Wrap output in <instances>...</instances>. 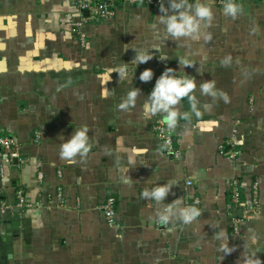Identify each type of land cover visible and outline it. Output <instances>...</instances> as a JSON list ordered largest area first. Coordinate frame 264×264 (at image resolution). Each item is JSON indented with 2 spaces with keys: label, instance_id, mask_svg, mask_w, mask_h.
<instances>
[{
  "label": "crops",
  "instance_id": "0c3cea01",
  "mask_svg": "<svg viewBox=\"0 0 264 264\" xmlns=\"http://www.w3.org/2000/svg\"><path fill=\"white\" fill-rule=\"evenodd\" d=\"M235 2L241 12L233 19L223 13L224 0H212L214 20L199 41L167 36L157 19L167 6L163 0L118 5L113 17L85 22L81 44L69 23L85 12L69 0H0V137L19 142V158L11 162L0 146V206H11L0 212V264L264 260V0ZM149 48L158 51L150 49L153 58L135 68L134 49ZM179 58L195 63L185 69L181 63V73L198 84L212 79L228 102L203 96L197 87V117L185 97L179 108L190 119L170 129L178 152L173 157L162 150L142 105L162 72L179 68ZM124 63L129 76L120 80L115 69ZM146 68L154 75L143 82ZM135 87L141 90L135 107L121 110ZM81 126L89 128L87 157L61 159L60 145ZM221 145L236 157L220 153ZM233 178L245 200L257 182L260 205V216L242 220L238 234ZM165 183L173 187L163 204L144 198L145 190ZM108 196L116 206L111 223L99 209ZM177 198L201 214L187 225L178 217L162 224L158 212ZM225 242L235 249L230 255Z\"/></svg>",
  "mask_w": 264,
  "mask_h": 264
},
{
  "label": "clouds",
  "instance_id": "9594fccd",
  "mask_svg": "<svg viewBox=\"0 0 264 264\" xmlns=\"http://www.w3.org/2000/svg\"><path fill=\"white\" fill-rule=\"evenodd\" d=\"M241 12V7L235 0H224L223 13L225 16H231L236 19ZM158 23L164 26V31L168 37L175 40L181 38H189L193 41L201 39L202 28L210 27L214 20V10L212 0H167V6L160 7V14L157 16ZM206 41L211 39V34L208 33L203 37ZM149 48L141 51H135V56L132 62L137 65L147 63L153 58V52ZM161 60H166L168 57H159ZM183 63L184 69L187 66H193L195 63L188 59L181 61L179 58V68L173 69L168 67L156 79L153 88L147 96V99L142 105V114L145 118L151 119L156 115H160L162 122L168 129H175L178 121L189 120L188 112H182L179 108L180 102L187 97L191 113L199 117L200 108L202 107L199 100L195 96L197 87L203 96L222 99L225 103L228 102V97L223 93H218L216 83L210 79L197 83L192 75H188L183 70L180 72V64ZM120 80H126L129 76V64L124 63L119 68L115 69ZM153 70L151 68L144 69L139 79L143 82L151 81L153 78ZM141 90L138 87L131 88L122 102L119 104L121 110H128L135 107L137 98ZM207 110L210 106H203ZM91 148L89 128L81 126L76 129L69 138L65 139L60 145L59 155L61 159L69 162H75V158L87 157ZM129 180H132L130 177ZM173 185L158 184L151 190H145L143 196L147 200H155L158 203H164ZM179 198L173 200L158 212L160 222L168 224L173 217H178L179 220L187 225L198 217L200 210L194 206H180ZM256 243L255 238L251 241ZM223 251L230 255L235 249L228 246L227 242L222 245ZM244 264H264V260L245 256Z\"/></svg>",
  "mask_w": 264,
  "mask_h": 264
},
{
  "label": "built area",
  "instance_id": "2783aa9c",
  "mask_svg": "<svg viewBox=\"0 0 264 264\" xmlns=\"http://www.w3.org/2000/svg\"><path fill=\"white\" fill-rule=\"evenodd\" d=\"M163 0H69V2L79 11L85 12L84 17L78 21H73L69 23L70 31L73 32L78 38L80 43L85 42V32L83 31V25L87 21H92L95 19H106L111 18L115 15V9L118 5H154L155 3H160ZM152 128L155 131V136L157 137L162 150L167 154V156H177L178 152L174 149L173 146V132L163 124L161 116L158 114L153 117ZM16 138L13 137H0V146L3 147L6 151L9 150L8 154L9 161L19 158L18 151L14 147L17 146ZM14 145V146H13ZM220 153L228 154L230 158H235L237 151H225L224 147L220 146ZM40 166V165H38ZM0 172L2 173V167L0 166ZM42 177V172L39 170L38 178ZM192 185V181L188 179L186 181V188ZM17 198L20 202V205L24 203V198L22 190L17 191ZM57 198L60 204L63 203L64 197L62 194L61 188L57 192ZM231 200L234 207L241 209L240 217L232 218V228L235 234H238L240 231V223L242 220H251L258 218L260 216V205L258 197V183L255 182L253 185L252 196L249 200L242 199L239 191V181L237 178L232 179L231 187ZM194 203H199L198 200H194ZM26 206H30L26 203ZM11 209V206L8 204H2L0 206L1 213L7 212ZM99 209L102 211L105 219L111 223L114 220L116 206L115 198L113 196H108L103 203L99 206Z\"/></svg>",
  "mask_w": 264,
  "mask_h": 264
},
{
  "label": "rangeland",
  "instance_id": "374dc122",
  "mask_svg": "<svg viewBox=\"0 0 264 264\" xmlns=\"http://www.w3.org/2000/svg\"><path fill=\"white\" fill-rule=\"evenodd\" d=\"M70 23H71V22H70ZM81 44H82V43H81ZM7 137H8V136H7ZM13 146H14V145H13ZM14 148H15L16 151H18L19 143H17V146L14 147ZM6 154H10L9 150L6 151ZM17 193H18V192H16V196H17ZM0 212H1V211H0ZM7 212H8V211H7Z\"/></svg>",
  "mask_w": 264,
  "mask_h": 264
},
{
  "label": "water",
  "instance_id": "95a60500",
  "mask_svg": "<svg viewBox=\"0 0 264 264\" xmlns=\"http://www.w3.org/2000/svg\"><path fill=\"white\" fill-rule=\"evenodd\" d=\"M236 214H237V216H241V209H238V210H236Z\"/></svg>",
  "mask_w": 264,
  "mask_h": 264
}]
</instances>
